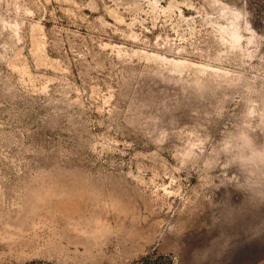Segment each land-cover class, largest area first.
<instances>
[{
	"label": "rangeland",
	"instance_id": "374dc122",
	"mask_svg": "<svg viewBox=\"0 0 264 264\" xmlns=\"http://www.w3.org/2000/svg\"><path fill=\"white\" fill-rule=\"evenodd\" d=\"M0 264H264V0H0Z\"/></svg>",
	"mask_w": 264,
	"mask_h": 264
},
{
	"label": "bare ground",
	"instance_id": "6f19581e",
	"mask_svg": "<svg viewBox=\"0 0 264 264\" xmlns=\"http://www.w3.org/2000/svg\"><path fill=\"white\" fill-rule=\"evenodd\" d=\"M234 36V38H236V35H233Z\"/></svg>",
	"mask_w": 264,
	"mask_h": 264
}]
</instances>
